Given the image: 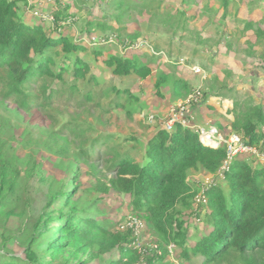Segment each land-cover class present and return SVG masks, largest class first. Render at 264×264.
<instances>
[{
  "label": "trees",
  "instance_id": "16d2710c",
  "mask_svg": "<svg viewBox=\"0 0 264 264\" xmlns=\"http://www.w3.org/2000/svg\"><path fill=\"white\" fill-rule=\"evenodd\" d=\"M182 1L183 7L167 5L166 0H92V8H87L86 14H80L79 18L68 12L66 6L59 5L48 13L53 22L47 28L43 20H33L31 8L34 6L29 12L24 0H0V228L3 233L0 264H91L97 259L106 264H136L141 257L145 264L163 263L168 261L166 246L170 242L176 249L180 248L182 262L199 255L202 264L226 261L264 264V168L261 165L242 154L233 158L225 174L228 193L220 186L206 192L208 212L205 215L210 231L198 237L193 247H188V231L179 220L185 212L190 213L196 194L188 177L195 171L217 172L226 158L224 144L217 148L204 145L194 129L180 124L171 132L160 128L148 141L141 161L130 153L121 154L116 148L107 149L108 177L96 172L93 161L103 151L96 146L102 142L85 139L75 121L58 126L49 113L56 94L68 93L67 100H72L80 93L78 81L100 83V78L93 74L91 57L117 77L135 75L145 79L152 74V59L144 62V54H117L112 51V44H106L110 34L123 48L136 42L141 33L128 29L134 22L129 16L144 10H152L154 23L172 31L185 32L188 23L199 14L206 15L217 26L232 18L241 24V32L251 31L255 36L254 43L245 41L247 53L264 60V0H247L248 4L245 0H235L236 9H229L233 0H215L211 7L205 0L201 9L195 0ZM81 9L79 6L77 11L80 13ZM110 10L116 14L111 16ZM110 17L116 27L109 24ZM76 32L84 37L77 36ZM93 35L103 36L104 42L88 45L85 39ZM49 80L57 81L61 87H52ZM167 81L163 73L156 78L154 86L158 96H162L161 88ZM172 84L175 94L181 86L184 91L190 90V85L181 79L176 78ZM109 87V91L116 93L117 100L113 103L117 107L139 101L126 89ZM124 94L126 102L121 103L119 97ZM83 98L93 101L95 94L87 90ZM79 106L85 105L79 102ZM124 111L132 116L136 108L128 106ZM247 111L245 123L241 127L231 123L230 131L240 133L249 145L264 149V107L255 104ZM33 115L38 120L33 121L30 118ZM43 119L49 120L48 126L41 124ZM74 142L77 144L70 149ZM43 152L61 159L72 157L67 165L56 164L63 168L67 182L43 173L38 159ZM82 163L88 166L95 182L77 196ZM35 179L47 190L36 220L29 225L26 222L29 211L32 207L38 209L33 205ZM110 190L129 196L131 211L160 240L158 250L139 254L130 229L116 230L117 222L98 216L103 212L97 203ZM15 218L20 226L17 232H10L8 225ZM11 240L22 249L23 256L9 247ZM114 251L116 259L106 260L104 255Z\"/></svg>",
  "mask_w": 264,
  "mask_h": 264
},
{
  "label": "rangeland",
  "instance_id": "374dc122",
  "mask_svg": "<svg viewBox=\"0 0 264 264\" xmlns=\"http://www.w3.org/2000/svg\"><path fill=\"white\" fill-rule=\"evenodd\" d=\"M24 1L27 3V6L34 5V8L41 10L45 14H50V11L59 5L66 6L67 11L69 10L68 12L75 13V16L78 18L80 14L86 12L87 8L91 9L93 6L92 0ZM204 1L195 0L200 9L204 7ZM182 2V0H166V4L171 6L183 7ZM215 2V0H208L210 7ZM247 2L245 0L246 4H248ZM79 6L86 9L81 10L79 13L77 11ZM230 8H238V2L235 0L231 1L229 3ZM115 14V10H110L111 16ZM152 14V10H144L140 14L132 13L129 16L134 22L128 29L131 31L137 30L141 33L140 38L134 43L136 48H132L131 52L123 50V45L118 42L114 35L110 34L108 36V39H112L113 42L106 43L112 44L113 48L111 49L117 54L126 53L127 56L144 54V62H147L145 60L148 58L152 59L151 68L153 71L150 76L145 79H139L135 75L117 77L111 73L110 69L105 68L99 60L91 57L89 61L93 74L100 78V83L95 84L80 80L77 82L80 93L74 95L72 100H67L68 93L56 94L52 99L53 108L49 110V113L55 117L56 123L59 124L58 126L68 121H75L78 125L75 123L72 124H75L79 129L83 130V137L85 139L89 140V142L94 140H97V143L102 142L96 146L101 150L103 149V151L101 153L99 151V156H94L93 158L96 164V172L99 175L105 173L110 177L105 172V165H107L105 153L108 151L107 149L116 148L121 154L124 152L130 153L131 156L137 157L139 161L142 160L144 150L148 141L152 138L154 129L161 128L159 123L152 124L148 122L147 119L152 114L157 115L159 112V115L164 118L167 116L166 112H168L169 108L171 109L180 104L186 105L190 103L188 111L185 109L184 112H186V117L191 118L192 122L195 123V130H199L215 127L212 121L217 118L228 121L227 126L229 127L231 123H235L236 126L241 127L248 116L247 110L249 106L259 104L261 107H264V60L250 56L247 53L248 46L245 43L246 40H249L251 43L255 42V36L251 31L241 32V24L236 23L232 18H227L224 25L217 26L215 23L210 22L206 15L201 16L200 14L192 19L191 23H188L185 32L182 29L172 31L163 27L160 23H154ZM245 17L250 18V16ZM108 22L116 27L111 17L108 18ZM45 25L47 28L52 27L48 22ZM262 27L264 29V25ZM76 35L84 37L80 32H76ZM94 38L95 35L85 39V41L88 42V45L93 46L95 44H91V41ZM101 39H104L103 36L98 35L96 42H101ZM111 49H105V51L111 52ZM193 69L197 70V72ZM161 73L167 76L168 81L161 88L162 96H158L154 82ZM176 78L189 84L190 90L184 91L183 86H181L178 89L179 93L175 94L173 92L174 87L172 81ZM49 81L52 87L58 89L61 87L57 81ZM112 85L120 89L128 90V93L137 96L139 101L131 103L133 105L126 103L124 108L117 107L113 103L117 100L116 93L109 91V86ZM87 90H92L95 94L93 101L87 102L84 101V98L82 100V96ZM97 99L99 100L98 104L96 103ZM119 100L121 103H125V94L120 96ZM204 100H208L210 105H212L211 107L208 105L210 112L206 111L207 114H201L197 110L199 104H204ZM79 102L85 106L80 108ZM128 106H135L136 108V113L132 116H128L124 111ZM165 108H168V110L160 112ZM28 118L29 116H26V119ZM30 118L33 121L37 119L36 115ZM40 121L37 123L42 122L41 124L45 126L49 124L48 119ZM221 132L225 138H228L227 134L234 133L242 139L241 134L236 131L227 133L226 130H223ZM104 136H110L111 139L103 141ZM76 144V142L71 143L69 146L70 149ZM255 148L260 152L263 151L258 146ZM248 154H242V156L249 161L252 160L254 164L260 165L256 155L252 153ZM38 159L42 162L44 174L54 175L57 179H63L67 182L68 178L64 175L63 168L58 167L56 164L63 162V165H67L69 159H61L49 152H43V155L40 158L38 157ZM76 166L74 165V167ZM79 171L81 188L77 196L83 194V188H88L95 182V178L89 174L90 170L86 164H80ZM189 180L198 183V185L193 183L196 194L202 191L203 184L211 187L220 186L225 193H228L227 183L220 171L214 174L203 170L195 171L189 175ZM34 187L32 190L34 197L33 205L38 209L32 207V211H29L26 217V222L29 225L36 220L37 214L44 204L43 193L47 190L45 185H39L37 179H35ZM94 197L92 196L90 198ZM83 202L88 203L85 200ZM97 204L98 208L103 212L98 216L117 222L116 230L119 229L120 224L129 222L133 217L143 221L141 217L131 211L128 195L119 194L114 190H110L108 194L103 195V199L99 200ZM92 211L96 214L94 210ZM207 212L208 202L206 204H199L196 207L193 198L190 213L185 212L179 219L184 222V227L188 231V247H193L198 237L210 231V226L206 222L205 214ZM19 226L20 221L15 218L8 225V229L10 232H17ZM1 234L3 233L0 228V241ZM140 243L141 251L139 254L143 255L151 253L152 245H156L158 248L160 240L146 228ZM9 247L14 250L15 254L23 256L22 249L13 240L10 241ZM104 257L106 260L110 257L116 259L117 252L114 251L112 254H105ZM181 258L182 253L180 248H175L172 253H169L167 262L154 264H202V257L199 255L191 256L190 261L182 262ZM91 264L106 263L97 259ZM136 264H145L143 258L141 257ZM222 264L231 263L226 261Z\"/></svg>",
  "mask_w": 264,
  "mask_h": 264
},
{
  "label": "built area",
  "instance_id": "2783aa9c",
  "mask_svg": "<svg viewBox=\"0 0 264 264\" xmlns=\"http://www.w3.org/2000/svg\"><path fill=\"white\" fill-rule=\"evenodd\" d=\"M33 16L37 19H41L44 22H48L50 23V25H52L53 22V18L52 16H50L49 14H45L43 13L41 10H34L32 12ZM97 37H95L94 39H92V44L95 45H99L102 44L104 42V40H100L101 42H96ZM108 42H113L112 39H109ZM137 42V41H136ZM134 42V43H136ZM134 43L130 44L128 43V46L123 48V50L127 51V50H131L132 48H136V45L134 46ZM195 70V69H193ZM197 72V70H195ZM189 104L186 105H178L176 107H172L171 109L169 108L168 112H167V116L162 118L161 116H157V115H150L148 117V122L152 123L155 118H157V120L160 123L161 128H163L164 130H166L167 132H171L174 128V126L176 124H180L184 127H190L192 129L195 130V126L191 123L189 117H186V112H184V110L186 109L188 111V107ZM183 106V107H181ZM198 133V137H199V142L202 143V138H206L209 137L211 138L210 141H212L214 143V145H210L208 144V146L217 148L219 147L221 144H226V158L223 161L221 167L218 169L217 172L220 171V173L222 174L223 178H225V174L226 172H228L229 168H230V164L231 161L233 160V158L236 155L239 154H248V153H252L254 155H256V157L259 159L260 165L264 168V149L262 152L258 151L257 148H255L256 146H251L249 145V143L245 142L243 139H241L238 135L231 133V134H227L228 138H225L224 134L221 131H218V129L216 127H211V128H203V129H196L195 130ZM231 135V136H230ZM206 145V144H204ZM249 155V154H248ZM215 172V173H217ZM211 186H207L205 184H203V188L202 191L198 194H195L194 196V201L196 204V207L199 204H206L207 202V195L206 192L207 190L210 188ZM130 229L135 237V241L133 243L135 249L140 252L141 249V239L143 238L144 234H145V224L142 220L133 217L129 222H124L122 224L119 225V229ZM152 249L156 250L158 249L156 245H152L151 246ZM167 249L169 251V253H172L173 250L175 249V245L173 243H168L167 244Z\"/></svg>",
  "mask_w": 264,
  "mask_h": 264
},
{
  "label": "crops",
  "instance_id": "0c3cea01",
  "mask_svg": "<svg viewBox=\"0 0 264 264\" xmlns=\"http://www.w3.org/2000/svg\"><path fill=\"white\" fill-rule=\"evenodd\" d=\"M34 6V5H33ZM28 7V11L30 12V8H31V6H27ZM35 7V6H34ZM32 8L31 9V14H32V10L33 9H36V8ZM84 9H86V8H84V7H82V9L81 10H84ZM84 14V13H83ZM32 18H33V20L34 19H37V18H35L34 16H33V14H32ZM47 24V23H46ZM115 24V23H114ZM206 101V100H205ZM204 101V104H199V107H197V110L199 111V113H201V114H207V112L206 111H209L210 112V107H208V105H210V102L208 101H206L205 102ZM210 106H212V105H210ZM166 110H168V108H165L164 110H161L160 112H165ZM138 113V112H137ZM167 113V112H166ZM155 114H157V113H155ZM160 113L158 112V116H160L159 115ZM162 116H163V114H162ZM190 121H191V123L194 125L195 123H193L192 122V119H190ZM213 123H214V125H215V127L216 128H218L220 131H223L222 130V127H224V125H227L229 122L228 121H223L222 119H219V118H217L216 120H213L212 121ZM154 123H159V121L156 119V120H154L153 122H152V124H154ZM157 125V124H156ZM159 125H160V123H159ZM161 127V126H160ZM225 128V130L227 131V133H230L231 131H230V129H231V127H229V126H227V127H224ZM159 129H154V131H153V134H152V136L158 131ZM188 180H189V177H188ZM189 183H195L194 181H192L191 182V180H189ZM195 184H197L198 185V183L196 182Z\"/></svg>",
  "mask_w": 264,
  "mask_h": 264
},
{
  "label": "bare ground",
  "instance_id": "6f19581e",
  "mask_svg": "<svg viewBox=\"0 0 264 264\" xmlns=\"http://www.w3.org/2000/svg\"><path fill=\"white\" fill-rule=\"evenodd\" d=\"M210 140H211V138H209V137L202 138V141L204 142V144H206V145H208V144L214 145V143L212 141H210Z\"/></svg>",
  "mask_w": 264,
  "mask_h": 264
}]
</instances>
